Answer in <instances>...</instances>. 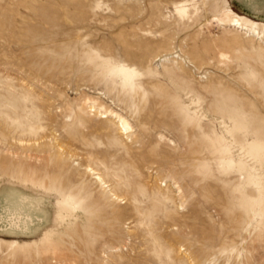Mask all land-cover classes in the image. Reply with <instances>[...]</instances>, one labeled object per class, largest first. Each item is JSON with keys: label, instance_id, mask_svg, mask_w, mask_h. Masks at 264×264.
I'll return each instance as SVG.
<instances>
[{"label": "rangeland", "instance_id": "1", "mask_svg": "<svg viewBox=\"0 0 264 264\" xmlns=\"http://www.w3.org/2000/svg\"><path fill=\"white\" fill-rule=\"evenodd\" d=\"M0 264H264V0H0Z\"/></svg>", "mask_w": 264, "mask_h": 264}, {"label": "bare ground", "instance_id": "2", "mask_svg": "<svg viewBox=\"0 0 264 264\" xmlns=\"http://www.w3.org/2000/svg\"><path fill=\"white\" fill-rule=\"evenodd\" d=\"M187 10H188L187 5H183V6H181L180 11H181V13H182L183 15H184V14H187ZM213 19H214V18H213ZM214 20L217 21V22L219 21L218 18H216V19H214ZM211 21H212V20H211ZM221 57H222V58H225V54H222ZM91 107H92V108H95L96 106L93 105V106H91ZM105 114H107L108 116H111V117L114 118V119H117V121H118V125H119V127L121 128V130H122L123 132H127V131L131 128V125H130L129 121H128L125 117H123L122 115H120V114H118V113H115V112H113V111H108V112H106ZM98 179L100 180L101 183L104 184V180H103V178H102L101 176L98 175Z\"/></svg>", "mask_w": 264, "mask_h": 264}]
</instances>
